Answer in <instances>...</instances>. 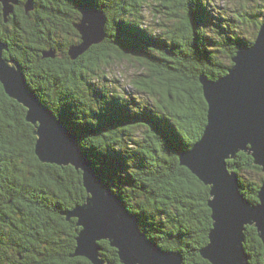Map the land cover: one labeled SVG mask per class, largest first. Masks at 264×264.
I'll return each instance as SVG.
<instances>
[{"label":"trees","instance_id":"16d2710c","mask_svg":"<svg viewBox=\"0 0 264 264\" xmlns=\"http://www.w3.org/2000/svg\"><path fill=\"white\" fill-rule=\"evenodd\" d=\"M79 7L104 12L107 37L72 61L69 48L81 41L74 27ZM257 7L239 0L229 14L217 13L210 0H34L29 14L16 7L7 22L0 19V41L30 74L31 90L77 136L98 175L138 217L141 231L159 247L180 252L183 264H211L200 253L213 225L210 187L179 159L207 126L200 78L225 76L238 49L254 43L264 22L256 20ZM246 26H255L253 39L242 37ZM50 49L55 59L43 57ZM114 60L136 68L133 92L109 77ZM26 116L0 82L1 261L92 264L71 257L80 228L64 215L86 202L82 172L41 163ZM228 164L237 167L241 193L256 203L261 167L243 152ZM100 246L107 263L122 264L108 241ZM244 248L250 264H264L255 227H248Z\"/></svg>","mask_w":264,"mask_h":264},{"label":"water","instance_id":"95a60500","mask_svg":"<svg viewBox=\"0 0 264 264\" xmlns=\"http://www.w3.org/2000/svg\"><path fill=\"white\" fill-rule=\"evenodd\" d=\"M7 22L19 0H0ZM26 14L34 10V0H26ZM81 18L74 23L81 41L69 48L76 61L92 46L107 37V17L92 7H79ZM8 45L0 41V82L11 98L27 110L26 120L35 129V153L43 164L72 166L82 172L88 197L82 205L64 213L75 218L80 228L71 256L83 257L92 264H110L102 257L100 242L117 249L122 264H183L177 251H167L143 233L138 217L121 197L98 175L85 157L77 136L46 107L31 90L23 68L4 58ZM56 50L43 52L56 58ZM228 73L216 81L202 76L200 82L208 104L207 126L199 141L180 154V164L210 187L209 208L212 229L201 256L211 264H250L244 248L248 227H255L264 246V181L258 201L251 203L242 193L234 160L243 152L254 159L264 174V22L252 45L238 49ZM0 264H3L0 258Z\"/></svg>","mask_w":264,"mask_h":264},{"label":"rangeland","instance_id":"374dc122","mask_svg":"<svg viewBox=\"0 0 264 264\" xmlns=\"http://www.w3.org/2000/svg\"><path fill=\"white\" fill-rule=\"evenodd\" d=\"M239 0H210L212 8L218 13L223 10L228 11L229 14L233 13V8L236 7ZM246 3L252 6H258L254 9V14L258 15L256 20L264 21V0H246ZM242 30V37L247 39H253V33L256 32L255 26L244 27ZM69 55V54H68ZM136 72V68H132L130 63L126 61H117L114 60L110 68V78L113 80L120 81V87L124 88L126 91L133 92L131 85L132 75Z\"/></svg>","mask_w":264,"mask_h":264},{"label":"flooded vegetation","instance_id":"af4514ba","mask_svg":"<svg viewBox=\"0 0 264 264\" xmlns=\"http://www.w3.org/2000/svg\"><path fill=\"white\" fill-rule=\"evenodd\" d=\"M16 7L18 8V9H17V12H20L21 9L24 7V4H20V3H19V5L16 6ZM1 11H2V4L0 3V13H1ZM15 12H16V8H15ZM13 15H15V13H14ZM1 17H2V15H0V19H1ZM9 51H10V50H9V47H8V51H5L4 54H3L4 58L14 60V59L11 58V54L9 53ZM24 74H25L26 78H28V76H30V74H29V75L26 74L25 71H24ZM33 78H34V77H33ZM30 80H31L33 83H35L34 80H32V79H30Z\"/></svg>","mask_w":264,"mask_h":264},{"label":"bare ground","instance_id":"6f19581e","mask_svg":"<svg viewBox=\"0 0 264 264\" xmlns=\"http://www.w3.org/2000/svg\"><path fill=\"white\" fill-rule=\"evenodd\" d=\"M242 47V46H241ZM65 118V117H64Z\"/></svg>","mask_w":264,"mask_h":264}]
</instances>
